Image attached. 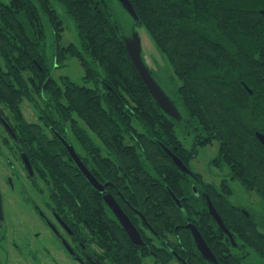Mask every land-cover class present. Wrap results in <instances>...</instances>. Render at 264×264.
<instances>
[{"label": "trees", "instance_id": "trees-1", "mask_svg": "<svg viewBox=\"0 0 264 264\" xmlns=\"http://www.w3.org/2000/svg\"><path fill=\"white\" fill-rule=\"evenodd\" d=\"M57 1L74 24L79 45L63 44L65 27L52 0H0V64L9 71L0 81L13 84L11 107L23 121V100L35 103L38 95L44 103L43 126L28 131L40 140L62 191L81 196L78 213L85 217L90 199L98 220L105 218L96 209V193L67 164V151L45 128L71 131L87 160L103 164L101 179L114 181L115 172H123L120 190L126 199L145 216L152 215L159 234L169 218L174 237L192 256L190 264H212L197 250L190 224L219 264H252V253L264 261V223L253 210L233 203L231 184L237 182L264 204V146L256 136L264 135V0H130L141 21L133 19L135 28H145L173 72L174 98L163 90L181 120L162 110L135 68L112 6L119 0ZM70 59L84 71L82 85L67 75L55 76ZM214 142L218 153L210 167L228 172L220 184L193 178L165 150L193 173V160ZM207 198L236 246L211 215ZM112 227L111 236L128 242L121 228ZM174 251L182 256L175 246ZM123 253L128 261V250Z\"/></svg>", "mask_w": 264, "mask_h": 264}, {"label": "flooded vegetation", "instance_id": "flooded-vegetation-1", "mask_svg": "<svg viewBox=\"0 0 264 264\" xmlns=\"http://www.w3.org/2000/svg\"><path fill=\"white\" fill-rule=\"evenodd\" d=\"M0 69L6 71L0 78L8 76L6 65L0 64ZM1 85L10 89L0 88V264H190L192 256L184 250L179 237H174L169 218L164 233L159 234L152 225V215L145 216L126 199L120 190L123 172L116 171L114 181L101 179L103 164L87 160L71 131L60 134L45 128L46 135L59 140L65 150L62 139L75 149L81 163L102 188L99 190L92 184L66 150L70 159L67 164L77 168L96 193L94 196L99 201L94 208L101 210L105 218L98 220L90 199L84 204L85 217L80 215L76 202L81 196L70 190L68 194L62 191L59 184L62 180L52 176L40 140L28 131L29 126H43L46 108L41 98L36 94V104L26 99L20 103L23 121L11 107L9 91L13 84L0 81ZM97 143L100 144L99 140ZM191 166L194 172L186 166L189 170L186 173L195 179L196 175L202 176L206 181L195 165ZM116 210L122 211L135 226L141 244L131 239ZM103 224H108L106 230ZM111 225L112 231L123 230L129 244L121 237L110 235L108 227ZM174 246L183 257L174 251ZM124 250H128V261L122 259Z\"/></svg>", "mask_w": 264, "mask_h": 264}, {"label": "rangeland", "instance_id": "rangeland-1", "mask_svg": "<svg viewBox=\"0 0 264 264\" xmlns=\"http://www.w3.org/2000/svg\"><path fill=\"white\" fill-rule=\"evenodd\" d=\"M52 4L64 23L65 32L63 35V44L73 43L79 45L72 20L67 16L64 8L57 0H52ZM112 6L122 25L126 38L130 39L135 32L139 34L142 43V58L144 62L149 69L153 71L158 84H160V86L174 98L176 82L166 59L159 53L145 28H135L133 18L120 2L113 1ZM47 37L48 47H51L53 44V34L49 28L47 29ZM65 75L69 76L75 83L79 85L83 84L84 71L78 60L70 59L65 68L58 69L55 72L56 77ZM217 153L218 142H214L212 146L200 150L198 157L193 160L192 164L195 165L194 168L196 171L203 175L207 182L220 184V182L227 177L228 172H221L218 169L210 167V161L217 155ZM231 184L234 189V196L232 198L233 203L253 210L257 218L264 223V204L261 199L255 193L246 192L237 182H232ZM249 262L252 264H264V261L254 253H252Z\"/></svg>", "mask_w": 264, "mask_h": 264}, {"label": "water", "instance_id": "water-1", "mask_svg": "<svg viewBox=\"0 0 264 264\" xmlns=\"http://www.w3.org/2000/svg\"><path fill=\"white\" fill-rule=\"evenodd\" d=\"M119 2L126 9V11L130 14V16L138 24H140L141 23L140 18L138 16L135 8L131 4L130 0H119ZM125 43H126L127 52H128V54H129V56H130V58L134 64L135 68L137 69L140 77L142 78L143 82L145 83L146 87L148 88L149 92L151 93V95L153 96L155 101L158 103V105L162 108V110L167 115H169L170 117H172L174 119L181 120L180 112L178 111L176 106L173 104L171 99L168 97L166 92L163 90V88L158 84L156 79L153 77L149 67L146 65V63L144 62V60L142 58V43H141V39H140L139 34L135 32L134 35L130 39H126ZM49 81H50V79L47 81V83H49ZM47 83L45 84V87H46ZM250 93L252 94V91H250ZM256 136H257L258 140L261 142V144L264 146V135L257 132ZM60 138H62V137H60ZM62 141L64 142L66 150L68 151L70 156L78 162L77 165H78L79 169L82 171V173H84V175L92 182V184L94 186H96L99 190H101L102 188L96 183V181L90 175V173L88 172L86 167L81 163L80 158H79L78 154L76 153L75 149L71 145H69L64 139H62ZM165 150L172 157L174 162L180 167L181 170L189 173L188 168L184 165V163L180 159H178L170 150H168V149H165ZM171 194H172L174 200L176 201V203L179 206H181V202L174 196V194L172 192H171ZM107 201H108V199H107ZM208 206H209V210H210V213L213 216V218L216 220V222L218 223L220 228L230 238L232 244L234 246H236L234 237L232 236L230 231L227 229V227L224 225L222 218L220 217L219 213L215 209V207L212 204V202L210 201V199H208ZM116 212L118 213L119 218H120L125 230L127 231L129 236L131 237V239L136 244H141L140 243L141 237H140L137 229L135 228V226L132 224V222L128 219V217H126L122 213V211L116 210ZM188 228L192 231L193 237L195 239L197 247H198L199 251L201 252L202 256L210 262H213L215 264H219L217 258L214 256L211 249L208 247L206 241L204 240V238L202 237V235L198 231V229L192 224L188 225Z\"/></svg>", "mask_w": 264, "mask_h": 264}]
</instances>
